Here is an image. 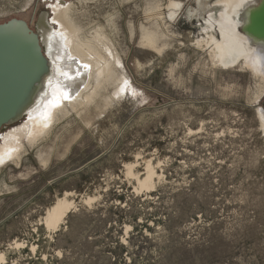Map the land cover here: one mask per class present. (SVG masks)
I'll list each match as a JSON object with an SVG mask.
<instances>
[{
  "label": "rangeland",
  "instance_id": "1",
  "mask_svg": "<svg viewBox=\"0 0 264 264\" xmlns=\"http://www.w3.org/2000/svg\"><path fill=\"white\" fill-rule=\"evenodd\" d=\"M216 1L184 0L173 20L169 0H76L85 36L101 28L112 41L123 83L0 162L1 264H264V84L196 48L215 33ZM28 2L0 0V23L28 22ZM142 30L161 35L162 53ZM147 163L149 190L137 183ZM65 194L75 209L50 231L46 211Z\"/></svg>",
  "mask_w": 264,
  "mask_h": 264
},
{
  "label": "bare ground",
  "instance_id": "2",
  "mask_svg": "<svg viewBox=\"0 0 264 264\" xmlns=\"http://www.w3.org/2000/svg\"><path fill=\"white\" fill-rule=\"evenodd\" d=\"M91 1L77 0L79 4L89 3ZM183 1L169 0V5L167 4L168 7L166 8L170 13L169 17L171 19L175 18L178 12L186 6L183 4ZM246 3H248L247 0H217L213 5L214 7L220 8L219 18L216 19L209 14L211 16H209L208 20V25L214 28L215 33H209V29L207 31V37L199 41L196 40L195 46L202 52H208L213 66L225 70L237 67L241 69L246 68L248 72L250 70L253 75L260 78L259 80L264 84V40L258 39L248 29L251 14L253 11L259 10L262 0L258 4H253L250 7H248L249 5L246 6ZM84 10H86L84 11L86 13L89 12L88 8ZM80 14L81 12L77 10L75 3L67 7L56 6L54 8L53 20L57 24V30L52 39V45L43 41L47 56L51 62V73L44 80L38 93L36 105L24 117L26 119L23 118V122L14 126L6 134L1 136L3 144H0V162L7 157H18L21 151L25 149L24 141L30 145H35L40 139L47 137L51 133L52 126H55L62 118L70 116L71 112L81 115L83 114L81 113L82 109L88 111L87 108L93 104L95 105V103L98 104L97 100L103 96L104 99L102 101L106 104V91L104 94L102 92H104V85L107 82H114L113 85L117 87L116 92L121 90L119 83L123 79H121V82L118 81V71L122 65V61L118 57L112 41L109 40L110 38L108 39L105 32L103 33L105 29L101 31V28L100 30H95L92 36L86 37L84 23L82 21V25L80 21ZM143 30L141 44L157 53H162L160 51H163L162 49H164L165 44L161 42V35L158 32H143ZM260 93L258 100L264 96V88ZM107 104L110 103L108 102ZM97 107L99 108V104ZM258 116L264 130L263 109L258 108ZM128 174L133 176L132 167L128 168ZM145 174H147L146 178L139 180L138 177V180L136 179L138 181L137 183L140 182L141 189H153L156 173L152 165L148 164L147 173L145 172ZM69 195L65 194L64 198L58 199L55 205L47 209L44 222L46 228L50 231L58 230L76 206L74 202L68 199ZM85 201L87 204H90L93 202V199L89 198ZM19 247H22L21 243L17 244V248ZM5 260V254H1L0 264L5 263Z\"/></svg>",
  "mask_w": 264,
  "mask_h": 264
},
{
  "label": "water",
  "instance_id": "3",
  "mask_svg": "<svg viewBox=\"0 0 264 264\" xmlns=\"http://www.w3.org/2000/svg\"><path fill=\"white\" fill-rule=\"evenodd\" d=\"M249 32L264 40V0L253 11ZM51 62L40 37L23 20L0 24V134L21 121L36 105Z\"/></svg>",
  "mask_w": 264,
  "mask_h": 264
},
{
  "label": "flooded vegetation",
  "instance_id": "4",
  "mask_svg": "<svg viewBox=\"0 0 264 264\" xmlns=\"http://www.w3.org/2000/svg\"><path fill=\"white\" fill-rule=\"evenodd\" d=\"M31 1L29 5L20 10L22 13H26L29 15V21H25L23 19L18 18H11L18 19L25 21L30 29L39 35L41 44L44 46V43L52 45V39L54 37L55 31L57 30V24L54 22L52 15L54 17V8L56 6L59 7H67L71 4L75 3L76 0H29ZM18 11V12H20ZM7 21V22H8ZM6 23V22H4ZM0 23V24H4ZM32 26L35 27L34 31ZM41 29V31H40Z\"/></svg>",
  "mask_w": 264,
  "mask_h": 264
}]
</instances>
